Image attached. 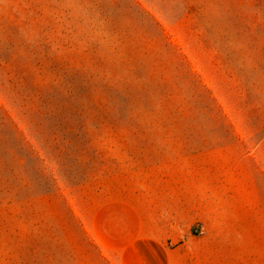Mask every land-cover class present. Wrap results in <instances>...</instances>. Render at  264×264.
<instances>
[{
  "label": "rangeland",
  "instance_id": "rangeland-1",
  "mask_svg": "<svg viewBox=\"0 0 264 264\" xmlns=\"http://www.w3.org/2000/svg\"><path fill=\"white\" fill-rule=\"evenodd\" d=\"M147 236L264 264V0H0V264Z\"/></svg>",
  "mask_w": 264,
  "mask_h": 264
},
{
  "label": "crops",
  "instance_id": "crops-1",
  "mask_svg": "<svg viewBox=\"0 0 264 264\" xmlns=\"http://www.w3.org/2000/svg\"><path fill=\"white\" fill-rule=\"evenodd\" d=\"M171 214V225L174 226V217H178L179 213L174 216ZM166 240L156 237L136 238L129 247V252L136 264H170L172 253L169 252L165 245ZM178 250V249H177Z\"/></svg>",
  "mask_w": 264,
  "mask_h": 264
},
{
  "label": "built area",
  "instance_id": "built-area-1",
  "mask_svg": "<svg viewBox=\"0 0 264 264\" xmlns=\"http://www.w3.org/2000/svg\"><path fill=\"white\" fill-rule=\"evenodd\" d=\"M196 233H198V231H196ZM200 233V232H199ZM202 233V232H201Z\"/></svg>",
  "mask_w": 264,
  "mask_h": 264
}]
</instances>
